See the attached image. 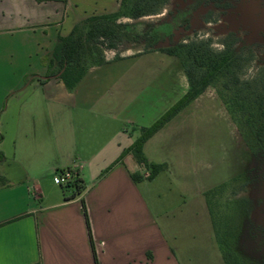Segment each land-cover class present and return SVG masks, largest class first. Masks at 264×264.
I'll return each mask as SVG.
<instances>
[{
    "label": "crops",
    "instance_id": "1",
    "mask_svg": "<svg viewBox=\"0 0 264 264\" xmlns=\"http://www.w3.org/2000/svg\"><path fill=\"white\" fill-rule=\"evenodd\" d=\"M121 2L0 0V176L6 180L0 184V264H225L207 190L198 189L191 201L178 190L174 210L151 203L147 182L172 172V164L165 162L167 170L153 180L135 182L132 174L144 172L130 154L120 157L137 134L122 129L120 118L97 114L98 102L81 100L103 66L142 54L90 68L74 91L49 76L48 59L59 37L87 17L117 12ZM172 71L188 91L183 69ZM90 114L110 131L98 148L76 133ZM157 135L144 146L151 162ZM69 169L85 182L81 195L52 181Z\"/></svg>",
    "mask_w": 264,
    "mask_h": 264
},
{
    "label": "rangeland",
    "instance_id": "2",
    "mask_svg": "<svg viewBox=\"0 0 264 264\" xmlns=\"http://www.w3.org/2000/svg\"><path fill=\"white\" fill-rule=\"evenodd\" d=\"M147 1L150 15L120 21L140 25L141 31L147 24L172 23V41L165 39L167 42L162 41L158 48L187 44L213 54L230 50L238 56L237 73L242 81L254 87L264 82V0H211L189 16L188 26L178 17L191 0ZM103 50L107 59L117 53ZM144 50L145 44L127 40L119 53L138 55ZM150 52L158 51L153 48ZM150 52L103 66L90 83V91L81 97L82 101L98 102L93 109L96 113L120 118V127L138 137L141 128L155 125L187 93L172 71L183 69L180 62L164 53ZM220 90L219 84L208 88L156 133L148 156L154 163L172 164L174 170L148 181L147 196L152 192L151 203L161 202L164 210H174L178 190L191 201L198 189L225 185L215 200L216 213L225 231L238 238L233 246L244 264H264V161L247 147L245 138L252 140V136L239 114L238 124L233 123L217 94ZM87 118L88 124L77 129V137L101 147L110 131L97 124L102 118L96 114ZM60 174H54L53 183ZM185 183L192 186L182 188ZM218 251L222 257L219 246Z\"/></svg>",
    "mask_w": 264,
    "mask_h": 264
},
{
    "label": "trees",
    "instance_id": "3",
    "mask_svg": "<svg viewBox=\"0 0 264 264\" xmlns=\"http://www.w3.org/2000/svg\"><path fill=\"white\" fill-rule=\"evenodd\" d=\"M207 0H191L178 18L183 26H188L189 16ZM147 0H122L120 8L114 13L93 15L75 25L68 36L59 37L48 59L49 76L58 78L69 91H74L83 80L89 69L107 61L104 56L107 51L117 52L114 60H120V46L125 41L132 44H145L146 50L138 54L156 51L175 57L179 60L189 81V90L185 97L169 112L150 128H141L140 136L132 147L123 153L120 160L130 154L144 173H133L132 178L139 183L143 180H153L167 170V164L151 162L144 153L146 142L159 132L181 110L198 99L208 88L221 85L218 96L234 124L237 114L245 126L252 140L245 138L247 147L258 158L264 161V82L253 86L251 82L242 81L238 76L239 59L235 52L226 50L220 54H213L210 50L200 46L179 44L168 47H157L159 43L168 39L172 41V23L147 24L144 31L140 25L123 23L121 19L138 20L150 15L147 10ZM168 25V26H167ZM168 27V28H167ZM259 152V153H258ZM5 156L0 152V163ZM70 170V169H69ZM0 184L6 180L0 176ZM225 185L209 189L204 193L216 241L220 247L225 264H244L234 249L238 238L225 231L221 217L216 213L215 200ZM64 190L74 189V196L81 195L86 186L79 175L73 173V179ZM83 202V212L88 221V213ZM94 247V243H93ZM40 264V263H37Z\"/></svg>",
    "mask_w": 264,
    "mask_h": 264
},
{
    "label": "built area",
    "instance_id": "4",
    "mask_svg": "<svg viewBox=\"0 0 264 264\" xmlns=\"http://www.w3.org/2000/svg\"><path fill=\"white\" fill-rule=\"evenodd\" d=\"M73 179V171L72 170H66L62 172L60 175L55 177V183L57 185H67L71 182Z\"/></svg>",
    "mask_w": 264,
    "mask_h": 264
},
{
    "label": "flooded vegetation",
    "instance_id": "5",
    "mask_svg": "<svg viewBox=\"0 0 264 264\" xmlns=\"http://www.w3.org/2000/svg\"><path fill=\"white\" fill-rule=\"evenodd\" d=\"M208 2H203L201 6L207 5L211 0H207Z\"/></svg>",
    "mask_w": 264,
    "mask_h": 264
}]
</instances>
